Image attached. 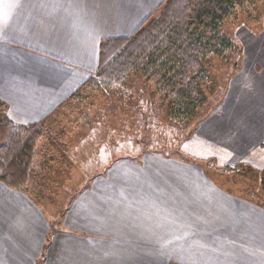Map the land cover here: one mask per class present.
Masks as SVG:
<instances>
[{"label":"crops","instance_id":"obj_1","mask_svg":"<svg viewBox=\"0 0 264 264\" xmlns=\"http://www.w3.org/2000/svg\"><path fill=\"white\" fill-rule=\"evenodd\" d=\"M162 1L0 0V99L11 118L41 120L44 105L60 103L53 90L88 72L82 60L97 68L102 38L130 35ZM51 229L38 202L0 180V264H37ZM54 240L50 264H264V207L199 163L146 154L94 177Z\"/></svg>","mask_w":264,"mask_h":264},{"label":"rangeland","instance_id":"obj_2","mask_svg":"<svg viewBox=\"0 0 264 264\" xmlns=\"http://www.w3.org/2000/svg\"><path fill=\"white\" fill-rule=\"evenodd\" d=\"M222 32L230 44L203 60L206 104L186 125L158 83L141 72L111 88L86 85L97 69L91 57L76 59L87 61V73L72 74L69 88L53 90L59 104L44 105L41 120L19 123L44 125L38 149L41 162L52 161L47 186L34 201L51 220L50 244L77 195L121 158L158 154L199 163L237 196L264 207V0H244ZM1 105L10 115V106ZM246 127L257 130L253 137H240Z\"/></svg>","mask_w":264,"mask_h":264},{"label":"trees","instance_id":"obj_3","mask_svg":"<svg viewBox=\"0 0 264 264\" xmlns=\"http://www.w3.org/2000/svg\"><path fill=\"white\" fill-rule=\"evenodd\" d=\"M244 0H163L130 35L104 37L99 64L86 85L111 88L141 72L155 80L161 96L171 102L173 115L188 124L206 104L203 85L208 74L203 60L229 45L222 32L226 19ZM254 127V126H253ZM42 123L19 124L0 105V180L37 199L47 186V164L41 162ZM249 127L240 137H253ZM48 155V154H47ZM38 202V201H37ZM48 243L37 264H50L54 245Z\"/></svg>","mask_w":264,"mask_h":264}]
</instances>
